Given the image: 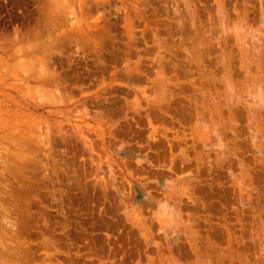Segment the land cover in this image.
I'll use <instances>...</instances> for the list:
<instances>
[{"label":"rangeland","instance_id":"rangeland-1","mask_svg":"<svg viewBox=\"0 0 264 264\" xmlns=\"http://www.w3.org/2000/svg\"><path fill=\"white\" fill-rule=\"evenodd\" d=\"M0 264H264V0H0Z\"/></svg>","mask_w":264,"mask_h":264},{"label":"bare ground","instance_id":"bare-ground-1","mask_svg":"<svg viewBox=\"0 0 264 264\" xmlns=\"http://www.w3.org/2000/svg\"><path fill=\"white\" fill-rule=\"evenodd\" d=\"M81 41H82V40H81ZM82 42H83V41H82ZM34 63H35V62H34ZM36 63H38V62H36ZM38 67H39V66H38ZM36 73L38 74V72L36 71V72L34 73V75H35ZM30 75H31V74H30ZM38 75H40V74H38ZM35 76H36V75H35ZM41 76L43 77V75H41ZM36 77H37V76H36ZM39 77H40V76H39ZM38 79H39V78H38ZM43 80H44V79H43ZM43 80H41V81H43ZM44 81H45V80H44ZM43 83H44V82H43ZM39 85H40V84H39ZM57 89H58V88H57ZM23 121H24V120H23ZM18 122H20V121H18ZM18 122H17V123H18ZM14 123H15V122H14ZM18 124H19V123H18ZM18 124H17V125H18ZM33 124H34V123H33ZM35 125H36V124H35ZM37 125H38V124H37ZM18 130H19V129H18ZM18 130H17V131H18ZM20 130H21V129H20ZM12 131H13V130H12ZM12 131H11V132H12ZM22 131H23V130H22ZM22 131H21L20 134H22ZM15 132H16V131H15ZM25 132H27V131H25ZM29 134H30V133H29ZM10 135H11V134H10ZM11 136H12V135H11ZM17 136H18V135H17ZM8 137H9V135H8ZM18 137H19V136H18ZM15 138H16V137H15ZM12 139H13V138H12ZM20 139H21V138H20ZM21 140H22V139H21ZM12 141H13V140H12ZM25 141H26V140H25ZM17 142H18V141H17ZM22 142H23V144H24V141H22ZM19 143H20V142H19ZM29 143H30V142H29ZM20 144H22V143H20ZM20 144H19V145H20ZM23 144H22V145H23ZM24 145L27 146L26 144H24ZM11 147H12V146H11ZM23 147H24V146H23ZM19 148H20V146H19ZM26 148H28V146H27ZM12 149H14V148H12ZM8 150H9V148H8ZM8 150H7V151H8ZM17 150H18V149H17ZM15 151H16V150H15ZM22 151H23V150H22ZM18 152H19V151H18ZM20 152H21V150H20ZM10 153H11V152H10ZM14 153H15V152H14ZM23 153H24V152H23ZM8 155H9V154H8ZM22 155H23V154H22ZM9 156H10V155H9ZM12 156H13V153H12ZM18 156H19V155H18ZM26 156H27V155H26ZM21 159H22V158H21ZM17 161H18V160H17ZM22 164H23V163H22Z\"/></svg>","mask_w":264,"mask_h":264}]
</instances>
